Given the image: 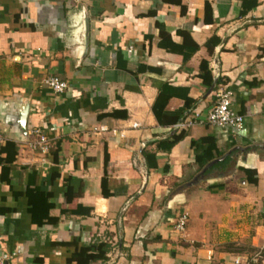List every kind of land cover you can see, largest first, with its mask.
I'll list each match as a JSON object with an SVG mask.
<instances>
[{
    "label": "crops",
    "instance_id": "obj_1",
    "mask_svg": "<svg viewBox=\"0 0 264 264\" xmlns=\"http://www.w3.org/2000/svg\"><path fill=\"white\" fill-rule=\"evenodd\" d=\"M222 87L242 131L176 128ZM0 135L6 264L96 239L104 264H239L227 246L264 238V0H0Z\"/></svg>",
    "mask_w": 264,
    "mask_h": 264
},
{
    "label": "built area",
    "instance_id": "obj_2",
    "mask_svg": "<svg viewBox=\"0 0 264 264\" xmlns=\"http://www.w3.org/2000/svg\"><path fill=\"white\" fill-rule=\"evenodd\" d=\"M68 3H76L77 0H63ZM43 85L54 95H60L66 91L68 85L66 82L58 79L57 77H46L43 80ZM215 102L209 108V110L202 114L197 109H194L190 114L179 124L176 125L177 129L189 130L196 126H209L215 128L229 129L231 133L237 134L243 129V118L238 115L232 108V93L226 89V87L219 88L215 94ZM131 128H137L136 124H133ZM94 133H108L107 127L100 126L93 129ZM115 134L116 131H111ZM31 142L28 144V148L33 152H39L41 154H47L50 150V141L39 130H33L30 132ZM2 138L0 135V148L2 145ZM188 221V214L186 212L181 213L174 223L172 229L177 234H182L185 230ZM0 264H6L5 259L0 256Z\"/></svg>",
    "mask_w": 264,
    "mask_h": 264
},
{
    "label": "trees",
    "instance_id": "obj_3",
    "mask_svg": "<svg viewBox=\"0 0 264 264\" xmlns=\"http://www.w3.org/2000/svg\"><path fill=\"white\" fill-rule=\"evenodd\" d=\"M206 85L211 84L210 80L209 81H204ZM181 136L177 137L172 144L176 143ZM2 151V148H0V152ZM247 174L250 175L252 178L253 175L251 172H247L246 170L244 171ZM251 183L254 184L256 183V179H251ZM71 246L74 247V253L72 254V257L70 259V262L73 264H104L107 262V255L111 250V246L109 243L101 240H94L92 243L88 245H83L81 247H77V243L73 242ZM253 251L257 252L259 254V257L261 260H264V246L257 250L252 248ZM261 260L256 262V263H249V264H260Z\"/></svg>",
    "mask_w": 264,
    "mask_h": 264
},
{
    "label": "rangeland",
    "instance_id": "obj_4",
    "mask_svg": "<svg viewBox=\"0 0 264 264\" xmlns=\"http://www.w3.org/2000/svg\"><path fill=\"white\" fill-rule=\"evenodd\" d=\"M254 235V227H251V230L245 231V234L247 237H249V234ZM263 237V236H262ZM256 245L253 246L251 244L250 238H244V240L237 241L236 243H232L228 245L227 247L235 254L236 256H239L240 262L239 264H249V263H256L260 261L259 254L252 250L254 249H261L264 246V238H261L259 241H256ZM260 264H264V260H261Z\"/></svg>",
    "mask_w": 264,
    "mask_h": 264
},
{
    "label": "water",
    "instance_id": "obj_5",
    "mask_svg": "<svg viewBox=\"0 0 264 264\" xmlns=\"http://www.w3.org/2000/svg\"><path fill=\"white\" fill-rule=\"evenodd\" d=\"M25 120H26V113L24 112V114L22 115V118L19 121V124H20V126L22 128V132L24 133V136L26 134V131H25ZM194 185H197V178L193 179L187 186L189 187V186H194Z\"/></svg>",
    "mask_w": 264,
    "mask_h": 264
}]
</instances>
